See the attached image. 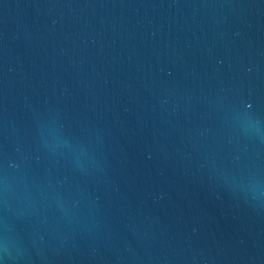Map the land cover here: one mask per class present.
Listing matches in <instances>:
<instances>
[{
  "label": "water",
  "instance_id": "95a60500",
  "mask_svg": "<svg viewBox=\"0 0 264 264\" xmlns=\"http://www.w3.org/2000/svg\"><path fill=\"white\" fill-rule=\"evenodd\" d=\"M0 264H264V0H0Z\"/></svg>",
  "mask_w": 264,
  "mask_h": 264
}]
</instances>
